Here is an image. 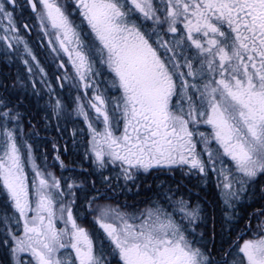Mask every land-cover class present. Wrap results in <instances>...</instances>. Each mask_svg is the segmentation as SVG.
Returning a JSON list of instances; mask_svg holds the SVG:
<instances>
[{
    "label": "snow or ice",
    "instance_id": "1",
    "mask_svg": "<svg viewBox=\"0 0 264 264\" xmlns=\"http://www.w3.org/2000/svg\"><path fill=\"white\" fill-rule=\"evenodd\" d=\"M0 63V264H264V0H0Z\"/></svg>",
    "mask_w": 264,
    "mask_h": 264
},
{
    "label": "rangeland",
    "instance_id": "2",
    "mask_svg": "<svg viewBox=\"0 0 264 264\" xmlns=\"http://www.w3.org/2000/svg\"><path fill=\"white\" fill-rule=\"evenodd\" d=\"M3 69L4 70H7V71H11L8 68V66L5 65V64H3V66L0 65L1 72H2ZM17 71H18V68L16 67L15 68V71H14V74H13V78H15V76L17 74ZM3 73H5V72H3ZM13 81H14V79H13ZM29 106L31 108V111H32L33 115H36V111H37L36 108L34 106H31V105H29ZM41 115L42 114L36 115V119H33L32 120V123L33 124H36V126H37V129L39 131L40 137L47 138L46 140H42L41 141V145H40L41 146V151H43L44 148L47 147V149L49 151V162H51V157H53V153H54L51 150L52 149V143L51 142L52 141H55L56 144H57V147H59L61 149V152L63 153L64 152V147H65V145H64L65 142L57 141L55 139L56 138H60L61 140L67 139V145H66V147L68 149V154L67 155H62L61 158H63L65 161H68L70 159L71 154H75V149H73V146H72V143H71V140H70V135H71V132L73 130L74 125L72 123H68L67 128H66V131L64 132L63 136L60 137V136L57 135V132L55 130L49 129L47 132L43 131L42 125H40V124L37 123V121L40 120ZM29 119H31V117H29ZM27 131H31V128H28ZM75 158L77 159V156ZM150 177H152V176L144 177V185H143L144 187L142 188L141 194L139 196H134L132 193H128L127 196L121 195L119 197V201L118 202L120 204H123L125 201L127 203H129V204L135 203L141 209L144 208V207H146L147 206V203H146L144 189H146L148 185H154V184L158 183V181L156 182V180H154V181L151 182L152 178H150ZM134 191H135V188H133V192Z\"/></svg>",
    "mask_w": 264,
    "mask_h": 264
},
{
    "label": "flooded vegetation",
    "instance_id": "3",
    "mask_svg": "<svg viewBox=\"0 0 264 264\" xmlns=\"http://www.w3.org/2000/svg\"><path fill=\"white\" fill-rule=\"evenodd\" d=\"M24 15H25V16L28 15L27 11L24 12ZM26 38H27V37H26ZM37 39H38V38H36V37H33V38H32L33 42H35ZM0 65L3 66V63H0ZM7 66H8V65H7ZM4 67H5V66H4ZM16 67H17L16 65L8 66V68H9L11 71H7V70H4V69H3L2 72H1V70H0V75L3 74V75H5V76L8 77L6 83H8L9 86H11V84L13 83V79H14V78H13V74H14V71H15V68H16ZM3 72H5V73L7 72V73L5 74V73H3ZM55 140H57V141H62V142H67V139L61 140L60 138H56ZM64 145H65V143H64ZM55 155H56V153L54 152V153H53V156H55ZM75 157H76L75 154H71L70 159H69L68 161H65L63 158H62V159L65 161L66 164L71 165V162H72L73 160H77ZM77 162H78V161H77ZM150 178H152L151 182L154 181L153 177H150ZM166 179H168L167 176H165V175H161V176L159 177V179L156 180V182L158 181V183H159L160 181H163V180H166ZM138 183H143V185H144V177H141L140 180L138 181Z\"/></svg>",
    "mask_w": 264,
    "mask_h": 264
},
{
    "label": "bare ground",
    "instance_id": "4",
    "mask_svg": "<svg viewBox=\"0 0 264 264\" xmlns=\"http://www.w3.org/2000/svg\"><path fill=\"white\" fill-rule=\"evenodd\" d=\"M3 77H5V75H3V74H2V75H0V78H1V79H2Z\"/></svg>",
    "mask_w": 264,
    "mask_h": 264
}]
</instances>
